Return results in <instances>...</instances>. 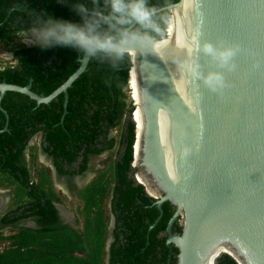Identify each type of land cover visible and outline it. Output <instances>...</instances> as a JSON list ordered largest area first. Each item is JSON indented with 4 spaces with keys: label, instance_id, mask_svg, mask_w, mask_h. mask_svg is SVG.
<instances>
[{
    "label": "water",
    "instance_id": "water-1",
    "mask_svg": "<svg viewBox=\"0 0 264 264\" xmlns=\"http://www.w3.org/2000/svg\"><path fill=\"white\" fill-rule=\"evenodd\" d=\"M159 10L169 17L165 36L155 37L157 50L122 59L128 76L134 69L137 77L142 128L136 163V103L128 82L131 169L165 194L159 206L169 202L177 209L167 233L179 250L178 264H216L222 255L237 264H264V0H178ZM173 16L181 32L167 39ZM207 46L235 55L225 64L208 55ZM89 61L82 55L77 71L47 97L32 92L31 82L1 83L6 122L1 102L8 92L37 107L63 95L64 117L67 91ZM213 76L222 80L214 90L206 84ZM178 216L182 233L173 237ZM223 247L230 252H220Z\"/></svg>",
    "mask_w": 264,
    "mask_h": 264
},
{
    "label": "trees",
    "instance_id": "trees-1",
    "mask_svg": "<svg viewBox=\"0 0 264 264\" xmlns=\"http://www.w3.org/2000/svg\"><path fill=\"white\" fill-rule=\"evenodd\" d=\"M177 1L150 0L158 9ZM23 2L25 10L21 11L16 7L21 0H0V42H11L19 35L20 29L29 26L27 10L36 13L43 10L55 19L80 22L70 5L82 0H69L68 5L59 0ZM160 13L166 21L168 11ZM164 36V31L157 35L158 38ZM10 52L15 65L0 69V84L25 87L31 82V91L45 97L77 71L78 60L83 55L71 48L41 50L22 45L11 48ZM128 72L125 60L119 63V68L113 69L109 62L90 59L86 72L67 91V112L64 117L63 95L49 105L37 107L35 102L21 94L6 93L1 107L8 115L7 122L0 111V188L12 189V206L15 209L0 222V229L14 226L8 236L0 232V244H7L0 251V264H100L105 235L103 205L109 186L112 183L120 185L115 193L120 194L116 206L122 213L132 204L129 197L121 194L122 186L136 192L131 187L133 181L128 177L135 140L134 126L126 120L133 107L129 94H126ZM114 129H120L121 141L126 143L122 158L78 192L77 196L83 203L82 209L78 211L84 217L83 230L64 225L54 206L62 204V198L55 192L49 172L34 165L37 147H28L30 140L41 134L43 153L53 159L59 176L71 178L86 170L90 156L114 148L115 140H107L109 132ZM27 148L30 165L22 161ZM80 155L83 162L79 171H71ZM65 166H68V170L64 169ZM137 191L141 192V188ZM18 213L20 215L16 217ZM164 213L163 224L160 226L162 230L172 216L168 204L164 206ZM136 215L138 212H135ZM26 219H32L36 228H15L17 223ZM130 220L132 224H143L135 217ZM75 224L78 227L79 221L76 220ZM179 231L182 233V229ZM80 253H85V258H80ZM216 264L237 263L229 256L222 255Z\"/></svg>",
    "mask_w": 264,
    "mask_h": 264
},
{
    "label": "flooded vegetation",
    "instance_id": "flooded-vegetation-1",
    "mask_svg": "<svg viewBox=\"0 0 264 264\" xmlns=\"http://www.w3.org/2000/svg\"><path fill=\"white\" fill-rule=\"evenodd\" d=\"M155 37H157V35H155ZM131 73H132V69L128 76L129 91H132L131 89L133 84L134 93H135L134 100L138 102L139 100L137 101L136 99V94L138 93L137 77L134 71H133V76ZM137 104L136 107L139 106V103ZM136 119L138 121L137 140L139 138V141H138V147L136 144V154H135L136 160L134 157V161L138 162V155L140 151V139H141V131L139 137V125L141 127V119L139 117V107L136 112ZM115 131L116 129L111 130L109 132L107 136V140H115L112 137V133ZM36 137L40 138V144L37 147V153H38L37 157L40 156V157H44L45 160L47 159L50 163V166L48 165L44 166V163L41 162L40 160H39V164L41 165V167L45 168L49 172V175L52 178L53 185H55V181L56 182L58 181L61 184H64V187L68 191L69 189H72L74 185L82 184L80 185L81 186L80 189L77 190L75 189L74 191L75 197L80 202L81 200L77 196L78 192L85 189L92 181L98 178L101 173L105 172L106 170H109L110 167L116 163V161L120 160L126 148V143L124 142V140L121 141L120 138L117 151H113L116 146L115 144L114 148L111 150H105L100 155L90 156L86 166V170L82 173H77L70 178L68 176H59L54 166L53 159L43 153L44 144L41 134L35 135L30 140L28 147H32L31 143L34 141ZM99 141L102 142L101 139H99ZM98 149H101V146H98ZM112 154L114 157H112ZM93 158L101 159V166L97 170H93L94 169V165H92ZM22 161L26 165H30V154L28 148L24 152V158ZM82 162H83V157L82 155H80L76 163L72 166L71 171H79V167L82 164ZM131 165H130V171L128 173V177L130 180L133 181L131 187L135 188L136 192H131V188L127 190L122 186L121 194H125L127 197H129V200H131L130 203L132 204L126 207L124 213L121 212V210L116 206L117 205L116 202L118 201L120 194L118 195L115 193L117 186L120 185H115L114 183H112L109 186L108 196L103 205V212H104L103 214L105 220V235L103 241V248L100 256V264H178L179 250L176 248L174 244L169 243V235L167 233L168 225L173 219L174 215L176 214L177 209L169 202H164L162 203L161 206H159V202L162 200L165 194L161 192L158 188H156L154 185H149L142 178L141 175H138V172L137 173L133 172L131 169ZM64 169L68 170V166H65ZM108 177L109 174L107 175L106 179H108ZM139 188H141V192L137 191V189ZM12 200H13V195L11 196L10 199L11 204L8 209L3 205H1L0 203V211L7 209V213H4L3 215L0 212V222L7 214L11 213L15 209L12 206L13 203ZM166 204H168L171 207L172 216L168 219L165 229L162 230L160 226L163 224V217L165 214L164 206ZM54 206L56 211L58 212V216L62 221V223L64 225H68L71 228L75 229L73 227V223H71L70 220L71 216L67 214L65 209H63V203L54 204ZM56 207H58L59 211L57 210ZM82 207H83V203H82ZM22 211L23 210H21L20 213ZM135 212H138V215L134 216ZM20 213L16 214L15 216L16 217L19 216ZM134 217L136 219H140L141 223L143 224L140 225L138 224V222L132 224L130 219ZM125 218H127V223H125L126 221ZM24 223H27V225L24 226L23 225ZM29 223H31L33 226L28 225ZM83 224H84V217H82L81 231L83 230ZM23 227L35 229L36 224L32 219H26V220H21L15 226V228H23ZM12 229H14V226H9L0 229V232H2L4 235V231L8 230L10 235ZM179 229H182V222L180 216H178L177 219H175L172 223L170 229L171 235L173 237H179L181 235ZM78 256L80 258H85L86 254L80 253L78 254ZM82 264H88V263L83 262Z\"/></svg>",
    "mask_w": 264,
    "mask_h": 264
},
{
    "label": "clouds",
    "instance_id": "clouds-1",
    "mask_svg": "<svg viewBox=\"0 0 264 264\" xmlns=\"http://www.w3.org/2000/svg\"><path fill=\"white\" fill-rule=\"evenodd\" d=\"M59 2L69 4V0ZM16 7L24 11L23 0ZM70 7L80 22L27 10L30 23L20 29L21 41L41 50L71 48L91 60L109 62L113 69L137 50L155 52L158 48L155 35L162 34L165 19L150 0H82ZM205 52L213 55L215 49L207 46ZM215 54L225 64L235 55L231 49ZM206 84L214 90L222 86V80L213 76Z\"/></svg>",
    "mask_w": 264,
    "mask_h": 264
},
{
    "label": "rangeland",
    "instance_id": "rangeland-1",
    "mask_svg": "<svg viewBox=\"0 0 264 264\" xmlns=\"http://www.w3.org/2000/svg\"><path fill=\"white\" fill-rule=\"evenodd\" d=\"M171 21L172 20L170 18L169 19V23H168V25L170 27L167 29V34H168L167 35V39L168 38L169 39L173 38L174 26H173V24H171ZM18 45H22V46H26V47H34V46H31V45L23 43L21 41V39H20V35H16L12 39L11 42H8V41L0 42V69L5 67V66H14L15 65V62H14L13 57H12L13 54L10 52V49L17 47ZM131 90H132V97L134 99L135 93H134V85L133 84H132V89ZM127 93L128 92L126 91V94ZM136 93H137V91H136ZM137 94H136V99L138 101L139 99H138ZM134 103L137 104V103H139V101L136 102L134 100ZM126 120L129 121L128 120V116L126 117ZM121 134L122 133H121L120 129H116V131L112 133V137L117 142L113 151H117V149H118L119 140L121 138ZM39 144H40V138L36 137L34 139V141L31 143V146L38 147ZM112 157H114L113 154H112ZM39 160L44 163V166H47V165L50 166L49 161L47 159L45 160L44 157H40V156L37 157V159H36V161L34 163L35 166L41 167V165L39 164ZM92 165H94V169L93 170L99 169V167L101 166V159L93 158L92 159ZM80 185H82V184L74 185L73 188L69 189L68 191L64 187V184H61L58 181L57 182L55 181V185H53V188H54L55 192L62 198L63 209H65L67 214L71 216L70 220H71V223H73V227L75 229H79V231H81V229H82L81 228L82 217L78 214V211L81 209L82 203L77 200V198L75 197V194H74L75 192L74 191H75V189L76 190L80 189V187H81ZM1 190H0V203H1V205H3L4 207H6L8 209L10 207V204H11L10 203V199H11V191H12V189H1ZM7 209L0 211L2 213V215L4 213H7ZM76 220L79 221V226L78 227L75 224ZM23 225L26 226L27 223H24ZM28 225L33 226L31 223H29ZM4 235L5 236L9 235L8 230L4 231ZM6 245H7L6 243L0 244V250H2Z\"/></svg>",
    "mask_w": 264,
    "mask_h": 264
},
{
    "label": "bare ground",
    "instance_id": "bare-ground-1",
    "mask_svg": "<svg viewBox=\"0 0 264 264\" xmlns=\"http://www.w3.org/2000/svg\"><path fill=\"white\" fill-rule=\"evenodd\" d=\"M185 8H186V6H185ZM185 8L183 7V11H185ZM171 18V24H173V26H174V32H173V38L174 37H176L177 35H179L180 34V32H181V28H182V26H181V22L179 21V19L177 20V18H176V16H173V17H170ZM169 23V22H168ZM168 23H167V26H166V30L170 27L169 25H168ZM166 34H167V32H166ZM131 56V55H130ZM132 57V56H131ZM133 71H134V69H132V76H133ZM131 72V71H130ZM132 92V91H131ZM133 98V97H132ZM137 108L138 107H136V111H135V113H134V121H135V123H136V125H138L137 124V120H136V112H137ZM139 117H140V112H139ZM140 119H141V117H140ZM139 123H140V120H139ZM137 129H138V126H136V141H135V145H134V157H135V160H136V156H135V154H136V144H137V147H138V141H139V138H138V140H137ZM141 127H140V125H139V137H140V131H141ZM136 163H138L137 161H136ZM227 251H229L228 249H226L225 247H223L221 250H220V252H222V253H225V252H227ZM229 253V252H228ZM211 264H212V261H211Z\"/></svg>",
    "mask_w": 264,
    "mask_h": 264
},
{
    "label": "crops",
    "instance_id": "crops-1",
    "mask_svg": "<svg viewBox=\"0 0 264 264\" xmlns=\"http://www.w3.org/2000/svg\"><path fill=\"white\" fill-rule=\"evenodd\" d=\"M27 157V156H26ZM3 189V188H0V190ZM2 191V190H1ZM12 196V195H11Z\"/></svg>",
    "mask_w": 264,
    "mask_h": 264
}]
</instances>
